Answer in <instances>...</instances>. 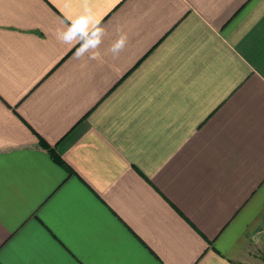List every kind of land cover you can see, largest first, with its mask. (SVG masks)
Here are the masks:
<instances>
[{
  "label": "crops",
  "instance_id": "1",
  "mask_svg": "<svg viewBox=\"0 0 264 264\" xmlns=\"http://www.w3.org/2000/svg\"><path fill=\"white\" fill-rule=\"evenodd\" d=\"M90 6L0 0V264H264V0Z\"/></svg>",
  "mask_w": 264,
  "mask_h": 264
},
{
  "label": "clouds",
  "instance_id": "2",
  "mask_svg": "<svg viewBox=\"0 0 264 264\" xmlns=\"http://www.w3.org/2000/svg\"><path fill=\"white\" fill-rule=\"evenodd\" d=\"M82 3L83 9L80 14L66 23L63 29L57 30L56 39L61 44L75 47L77 58L87 57L91 60H99L100 49L108 32L90 6V0H82ZM127 43L128 36L121 31L108 51L113 58H118L126 49Z\"/></svg>",
  "mask_w": 264,
  "mask_h": 264
},
{
  "label": "trees",
  "instance_id": "3",
  "mask_svg": "<svg viewBox=\"0 0 264 264\" xmlns=\"http://www.w3.org/2000/svg\"><path fill=\"white\" fill-rule=\"evenodd\" d=\"M54 157H55L56 159H58V160L60 159V158H59L58 156H56L55 154H54ZM59 161H60V160H59Z\"/></svg>",
  "mask_w": 264,
  "mask_h": 264
},
{
  "label": "built area",
  "instance_id": "4",
  "mask_svg": "<svg viewBox=\"0 0 264 264\" xmlns=\"http://www.w3.org/2000/svg\"><path fill=\"white\" fill-rule=\"evenodd\" d=\"M263 233H264V230H263Z\"/></svg>",
  "mask_w": 264,
  "mask_h": 264
}]
</instances>
